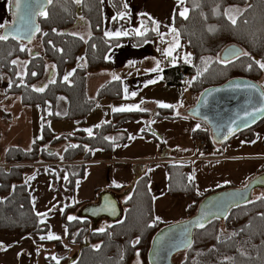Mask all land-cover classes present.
Instances as JSON below:
<instances>
[{"label": "trees", "instance_id": "16d2710c", "mask_svg": "<svg viewBox=\"0 0 264 264\" xmlns=\"http://www.w3.org/2000/svg\"><path fill=\"white\" fill-rule=\"evenodd\" d=\"M184 1L188 7L186 18L175 13L172 30L175 29L173 32L179 37L183 49L190 52L191 61H179L174 66L165 68L164 76H172V79L178 81V74L182 70L193 73L195 79L191 89L195 95L205 88L222 85L235 77L256 81L264 91V83L260 84L264 71L260 67V63H264V0ZM110 5L115 9L111 3ZM234 5L241 6L243 10L236 23L232 24L225 15V9ZM102 11L101 0H80L79 3L73 0H51L44 12L46 15H37L39 31L33 41L23 43L16 38L0 40V83L6 79V94L20 95L25 106L40 107L47 102H51L54 107L58 96L62 95L67 101L64 113L50 114L49 119H70L80 127L68 134H58L52 132V128L44 121L41 125L42 132L33 139L29 151L20 147H9L6 150L7 164H41L48 161L66 162L68 165L74 163L72 166L66 165L70 168L66 183L70 187L75 178L82 174V171H74L71 167H84L80 165L82 160L89 159L90 151L95 148L107 150V135L113 125L138 119L142 114L138 110L115 112L110 122L98 124L91 135L83 130L86 117L97 103L105 98L118 100L122 89L119 79L108 80L90 99L87 95V78L111 68L112 63L106 59V54L120 42L130 39L132 43L138 44L140 41L134 40V35L116 39L105 35ZM80 18L89 24V39L69 32V28L76 26ZM148 36L149 34L142 35L141 41ZM34 41L38 44V49L32 48ZM230 44L240 45L248 55L228 62L220 61V51ZM18 61L24 66L18 65ZM65 76L68 77L67 81ZM40 88L44 90L37 91ZM158 111L157 118L170 117L173 110L166 107L159 108ZM202 124L199 129L212 152L215 150L212 134L207 124ZM263 126L264 118L250 128L239 131L234 137L241 136L249 142L256 136V130ZM59 144H65L61 155L53 151ZM29 169L30 167L20 165L0 166V233L6 236L46 234L49 229L47 223L41 222L42 216L35 213L30 204L25 181ZM187 172L179 171L181 183L179 187L175 185L173 188L177 190L175 193L181 192L184 198L191 196L196 201L188 208L187 213L192 216L202 199L215 191L201 198L195 197L193 187H188ZM125 203L123 217L104 228L91 224L92 220L86 217L78 216L71 221L66 219V215L75 212L78 205L65 209L63 219L69 232L66 239L69 244H78L79 247L78 252L69 257L68 248L60 240L54 241L55 257L59 259V264H131L136 252L141 255L143 264H149L147 253L151 239L165 225L159 224L153 215L147 176L142 175L137 179L133 193ZM229 212L225 219H214L202 229L194 230V242L189 249L183 251L185 256L178 264H264V196L253 198ZM50 263L57 264V261L50 258Z\"/></svg>", "mask_w": 264, "mask_h": 264}, {"label": "crops", "instance_id": "0c3cea01", "mask_svg": "<svg viewBox=\"0 0 264 264\" xmlns=\"http://www.w3.org/2000/svg\"><path fill=\"white\" fill-rule=\"evenodd\" d=\"M11 1L0 0V36L2 28L11 23ZM101 4L105 35L110 32L113 35L108 37L114 39L134 35V40L140 41L138 44L132 43L130 39L120 42L106 54V59L112 63L111 68L87 78L86 88L90 99L106 81L118 80L114 77L119 78L122 86L118 100L101 99L95 106L102 113L95 127L101 122H110L115 113L114 108L138 106V111L142 114L138 119L113 125L107 135L109 148H95L90 151L89 159L82 160L80 165L84 167H71L74 171H82V174L75 178L70 187L66 184L70 169L68 166L74 163H17L30 167L25 175L30 204L34 212L42 216V221L48 224L49 229L46 234L6 236L0 233V245H3L0 247V264H51L50 258L56 256L54 241L60 240L68 250L75 246L66 239L69 232L63 219L65 209L78 205L75 212L66 215V219L70 216L81 217V214H77L78 209L95 204L99 195L110 192L117 198L123 211L125 201L133 193L135 182L142 175L148 177L155 219L161 225H168L188 219V208L196 202L191 196L184 198L181 192H174L176 189L172 187V181H175L177 187L181 183L179 171H188V187H193L192 193L197 198L221 188L244 187L254 176L264 173V126L256 130V136L249 142L241 136H233L223 145L214 142L217 153H214L215 150H208L206 156L196 155L195 131L203 124L188 113L201 92L195 95L191 89L192 83L181 84L179 80L172 79V76H164L165 68L168 69L179 61L190 62L191 54L189 51L184 52V47L180 44V51L166 56L161 50L163 42L158 44L162 37L173 34L174 14L177 13L179 17L187 15V12L184 16L181 15L188 9L185 1L119 0L115 9L111 7L110 0H101ZM141 16L150 17L148 28L139 19ZM137 29L149 36L141 41L142 35L137 34ZM81 31H85V35L80 37L90 38L88 25L79 20L74 32ZM116 32L121 35L116 36ZM60 96L57 104L61 103ZM5 102V99L0 101L1 167L7 164L5 152L9 147L29 151L37 136L34 134L31 111L28 110L31 106H25L21 98L22 106L14 100L18 112L14 119L8 116L7 108L3 107ZM161 103L173 106L168 107L173 110L170 117H156L159 108H166L160 107ZM62 104L65 111L66 103ZM75 125L80 129L76 122ZM57 153L61 155V152ZM45 213L46 216L42 215ZM94 225L98 227L100 220ZM49 235L59 236L60 239L49 240ZM55 260L59 261L57 258Z\"/></svg>", "mask_w": 264, "mask_h": 264}, {"label": "water", "instance_id": "95a60500", "mask_svg": "<svg viewBox=\"0 0 264 264\" xmlns=\"http://www.w3.org/2000/svg\"><path fill=\"white\" fill-rule=\"evenodd\" d=\"M48 5L49 0H32V2L26 0L17 13L12 0L11 23L2 28L1 36L16 38L23 43L33 41L37 33L36 29L39 27L36 21L37 15L44 13ZM242 54L243 49L240 45L230 44L220 51L219 56L220 61L228 62ZM258 84L249 78L235 77L228 79L222 85L205 88L188 114L207 124L214 142L222 143L264 118V112L258 110L264 107V91ZM249 113L252 115H248ZM260 186L264 187V175L252 178L244 187L226 188L206 195L197 206L194 215L175 224L165 225L153 235L147 253L148 263L175 264L173 257L178 252L189 249L194 242V230L202 229L214 219H225L232 208L252 201V191ZM121 207L113 194L105 192L99 195L95 204L82 209V216L90 218L94 224L102 219H107L108 222L115 221L123 217Z\"/></svg>", "mask_w": 264, "mask_h": 264}, {"label": "rangeland", "instance_id": "374dc122", "mask_svg": "<svg viewBox=\"0 0 264 264\" xmlns=\"http://www.w3.org/2000/svg\"><path fill=\"white\" fill-rule=\"evenodd\" d=\"M118 1L117 0H110V3L115 7V5H117ZM177 2L179 3V0H177ZM242 10H243V8L241 6H235V5L232 7L229 6L225 9V15L228 18L232 17L236 20L238 15L240 14V12ZM149 18H150L149 16L148 17L147 16H141V18H139L140 20H142L145 28H148L147 23H149V20H148ZM79 20H81V23H85L89 27V24H88V22H86L85 19L80 18L77 20V22H79ZM230 21H231V19H230ZM77 22H76V25H77ZM145 28L143 31H145ZM89 29H90V27H89ZM74 30H75V26H72L71 28H69V32L74 34V36L78 35V36L84 37L85 31L75 33ZM161 42H163V43L161 44ZM158 44L162 45L161 50H163L164 53L169 48H172L173 49L172 54H173V53H176L178 50L180 51V48H181V45H180L181 43H180L179 37L177 36V34L175 32H173V34L168 36V37H162L158 41ZM176 45L178 48L176 47ZM179 45H180V47H179ZM32 48L38 49V44L35 41L32 45ZM184 52H188V51L184 50ZM184 54H183V56H184ZM219 59H220V56H219ZM17 64L24 66V64H22V62L20 63L19 61L17 62ZM3 78H5V77H3ZM5 80H2L0 83V101H1V99L6 100L3 107L7 108L8 116L13 117L15 119V115H17L18 112H16V109H17L16 104H14L13 102H14V100H17V103L20 106H22L21 105L22 103H20V96L18 94H14V96H12L11 94H6L7 93V91H6L7 82ZM261 83H264V71H263L261 79H260V84ZM59 98L61 100L60 101L61 103L57 104L56 108H55V106L53 108H51V105H52L51 102H47L45 105H43L41 107L38 105H33V106H31V108L29 107L28 110L31 111L30 116L33 117L32 122H34V129H35L34 134H36L37 136L40 135L42 132L41 125L44 121L49 124L50 128H52V132H57V133H60V132L68 133L69 132L70 133V132H73L74 130L78 129L73 120H70V119H67V120L54 119V120H52L51 118L49 119L50 114L52 115L55 113V114L61 115L62 113H64V110H63L64 108L62 106L63 105L62 102L66 103V101L63 98V96H60ZM100 116H102L101 109H98L95 107L93 109V111L90 113V115L88 117H86V120H85L86 122H85L84 126H82L83 130H85L86 133H89L88 132L89 129H91V131H92L94 129L95 125L97 124V122L100 120ZM64 147H65V144L56 145L53 148V151L60 153L63 151ZM7 166H14L15 167V166H17V164H14V163L13 164L12 163L6 164V167ZM260 175H262V174H260ZM254 177H256V176H254ZM172 185H173L172 187H174L176 185L175 181H172ZM261 195L264 196V187H262V186L257 187L252 191V197L251 198L253 199V198H256V197L261 196ZM77 214H81V217H82L83 212H82L81 208L77 210ZM111 222L112 221L108 222L107 219H102V220H100V225H98V227L104 228L106 225H110ZM96 227H97V225H96ZM74 245L75 246H73L71 249H69V252H68L69 257H72L74 255V253L78 252L79 245L78 244H74ZM135 255L136 256L133 258L131 264H143L142 260H141V255H139V252H136ZM184 256H185V253H183V251L178 252L177 255L175 257H173V262L175 264H178L179 261Z\"/></svg>", "mask_w": 264, "mask_h": 264}, {"label": "snow or ice", "instance_id": "6c2138e0", "mask_svg": "<svg viewBox=\"0 0 264 264\" xmlns=\"http://www.w3.org/2000/svg\"><path fill=\"white\" fill-rule=\"evenodd\" d=\"M24 2H26V0H14L15 8H16V10H17V13H19V10H20V8H21V4L24 3ZM27 2H32V0H27ZM49 2H51V0H49ZM76 2L79 3L80 0H76ZM179 2L182 3L183 0H179ZM125 7H127V5H125ZM186 12H187V9H185V12H182L181 15L184 16ZM41 14H45V15H46V13H43V12H41ZM121 18H123V14H121ZM185 18H186V17H185ZM21 19H23V17H21ZM229 19H231L232 24H235V23H236V20H235L234 18L229 17ZM36 30L39 31L38 28H37ZM136 31H137V34H138V35H143V33H141V32L139 31V29H137ZM173 31H175V29H173ZM123 34H124V35H127V33H123ZM106 35H107V36H112L113 34L109 32V33H106ZM115 35H116V36H120L121 33H120V32H116ZM6 38H7L6 36H0V40H5ZM81 38H82V37H81ZM21 50L23 51V49H21ZM172 51H173V49H172V48H169L168 50L165 51L164 54H165L166 56H171V55H172ZM233 54L235 55V54H237V53H233ZM243 55H248V53H243ZM186 62H187V58H186ZM260 67H261L262 69H264V63H260ZM32 75H36V73H32ZM114 78L119 79L118 77H114ZM64 79H65V81H67L68 77L65 76ZM52 82H54V81H52ZM151 83H155V81H151ZM43 90H44L43 88L37 89V91H43ZM125 91H127V90H125ZM133 95H135V93H133ZM159 106H160V107H173L172 105L163 104V103L159 104ZM133 110H139V109H138V106L135 107V108H123V107H122V108H114V109H113V111H115V112L133 111ZM258 110H259L260 112H264V107H261V108L258 109ZM248 115H252V113H249ZM88 132H89V135L92 134L91 129H89ZM73 147H75V146H73ZM189 179H193V177H189ZM42 215H45V216H46L47 214L45 213V214H42ZM68 219H69V221H71V220H75L76 217H74V216H70V217H68ZM41 222H43V221H41ZM100 231H103V229H101ZM41 239H44V237H41ZM47 239H49V240H59L60 237H59V236H55V235H49V236L47 237ZM137 243H138V241H137ZM0 247H3V245H0ZM53 259H56V258L53 257ZM57 264H59V261H58V260H57Z\"/></svg>", "mask_w": 264, "mask_h": 264}, {"label": "built area", "instance_id": "2783aa9c", "mask_svg": "<svg viewBox=\"0 0 264 264\" xmlns=\"http://www.w3.org/2000/svg\"><path fill=\"white\" fill-rule=\"evenodd\" d=\"M195 76L193 73L182 70L178 74V80L181 84H191L194 81ZM195 148L197 149L196 155L199 156H206V151L209 150L208 145L206 143L205 137L203 132L198 128L195 131Z\"/></svg>", "mask_w": 264, "mask_h": 264}, {"label": "flooded vegetation", "instance_id": "af4514ba", "mask_svg": "<svg viewBox=\"0 0 264 264\" xmlns=\"http://www.w3.org/2000/svg\"><path fill=\"white\" fill-rule=\"evenodd\" d=\"M34 40V39H33ZM31 42V41H30ZM94 224V223H93Z\"/></svg>", "mask_w": 264, "mask_h": 264}]
</instances>
